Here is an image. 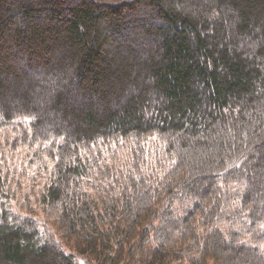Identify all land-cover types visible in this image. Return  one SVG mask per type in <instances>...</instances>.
<instances>
[{"label":"trees","instance_id":"obj_1","mask_svg":"<svg viewBox=\"0 0 264 264\" xmlns=\"http://www.w3.org/2000/svg\"><path fill=\"white\" fill-rule=\"evenodd\" d=\"M39 2L11 44L84 93L58 126L0 96V264H264V0Z\"/></svg>","mask_w":264,"mask_h":264},{"label":"rangeland","instance_id":"obj_2","mask_svg":"<svg viewBox=\"0 0 264 264\" xmlns=\"http://www.w3.org/2000/svg\"><path fill=\"white\" fill-rule=\"evenodd\" d=\"M190 1L191 0H188V2ZM26 2L28 6L33 7L30 8L32 14L46 13V7L43 4L41 5L39 0H8V7H6V11L13 16L9 17L8 15L7 17L3 15V17L0 18L3 21L8 20L6 25L9 27L6 32L9 33L7 35V37L9 36L8 40L6 42H0V60H5V63L11 65L14 75L9 76L7 81H5L4 86L0 87V91H3L0 92V96L6 95L9 98H15L13 101L20 103L17 108H23L22 111L26 113L35 111L43 117L49 116L50 119L54 117L52 120H55L54 124L58 126L63 124L65 119H67V110L65 109L66 102L70 104L72 101L74 106L79 105V100H82L81 95L84 93V84H77L76 79L73 78L75 68L72 67V65L69 66L71 68L64 70L62 68H58L57 66L56 69L59 70L55 73L54 70L52 71L48 69V67H52L53 64L46 65L47 60L51 59L50 56L44 54V56L47 57H45L43 62L39 63L37 62V56L34 51L33 53L27 54L29 55L28 58L24 51L21 50V52H17L15 46H12L11 42L15 40L16 35L14 31H16V29H21L20 24L22 25V21L24 19V14H22L21 8L25 6H22V3ZM152 18V14H149L146 10L145 14L141 12V14L132 17L129 21L133 27L137 28V23L139 21H143L144 19L146 21H150ZM29 19L30 20H26L25 26H36V21L34 19L31 20V18ZM137 31L138 30L136 29L135 32ZM134 33L132 35L136 36ZM109 48H111L110 51L112 53L117 50L115 46H111ZM57 60H54V64L57 63ZM45 81L49 82L47 90H44L41 86L42 82ZM23 98L28 99L29 104L24 105L21 103ZM33 102L40 106L35 109L32 107ZM22 122L27 126L31 124V120L29 118L22 120ZM260 129L253 137H251L250 141L251 146L254 145V148H257L258 146L261 147V150L257 153V158L264 157V128ZM24 162L29 164L30 158L26 159ZM37 164L38 162H34L33 166ZM33 175L34 174L32 172H28L29 177ZM261 183L264 184V181H261ZM211 259L214 260L212 257Z\"/></svg>","mask_w":264,"mask_h":264}]
</instances>
